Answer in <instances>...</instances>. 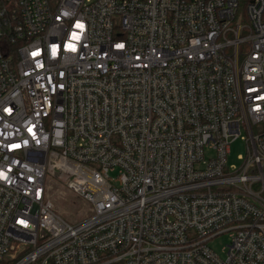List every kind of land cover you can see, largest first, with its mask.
Segmentation results:
<instances>
[{
	"label": "built area",
	"instance_id": "built-area-1",
	"mask_svg": "<svg viewBox=\"0 0 264 264\" xmlns=\"http://www.w3.org/2000/svg\"><path fill=\"white\" fill-rule=\"evenodd\" d=\"M26 245L15 264H264V0H0V264Z\"/></svg>",
	"mask_w": 264,
	"mask_h": 264
},
{
	"label": "rangeland",
	"instance_id": "rangeland-1",
	"mask_svg": "<svg viewBox=\"0 0 264 264\" xmlns=\"http://www.w3.org/2000/svg\"><path fill=\"white\" fill-rule=\"evenodd\" d=\"M240 12H243V8H241ZM241 136L246 137L244 130H242ZM213 155V152L205 150V159L211 158ZM246 156L247 147L245 141H243L241 138H237L231 142L229 146V154L227 155L226 159L227 168L230 169V172L239 169L244 163ZM114 175V173H110L111 177H114ZM47 186L49 199L53 205V208L64 221L70 224H77L84 221L85 213L88 208L86 204H83L77 198H75L74 195L70 193L61 182L55 179L47 180ZM225 188H227L229 191H233L232 188L227 186L221 187V190H224ZM229 234L230 233L219 235L208 243V246L212 252L216 254L221 260L225 258V247L230 243ZM24 249L25 252L17 256V260L11 262V264H15L17 261L27 256L33 251L34 248L32 245H26ZM9 254H12V252H9L8 256ZM6 261H8L7 257L4 258V262Z\"/></svg>",
	"mask_w": 264,
	"mask_h": 264
},
{
	"label": "snow or ice",
	"instance_id": "snow-or-ice-1",
	"mask_svg": "<svg viewBox=\"0 0 264 264\" xmlns=\"http://www.w3.org/2000/svg\"><path fill=\"white\" fill-rule=\"evenodd\" d=\"M77 27H81V28H82V27H83V25H77ZM77 39H78V37H77Z\"/></svg>",
	"mask_w": 264,
	"mask_h": 264
}]
</instances>
